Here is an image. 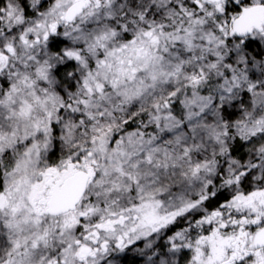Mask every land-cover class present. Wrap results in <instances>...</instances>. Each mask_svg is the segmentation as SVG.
Masks as SVG:
<instances>
[{"label":"snow or ice","instance_id":"obj_1","mask_svg":"<svg viewBox=\"0 0 264 264\" xmlns=\"http://www.w3.org/2000/svg\"><path fill=\"white\" fill-rule=\"evenodd\" d=\"M0 264H264V0H0Z\"/></svg>","mask_w":264,"mask_h":264}]
</instances>
